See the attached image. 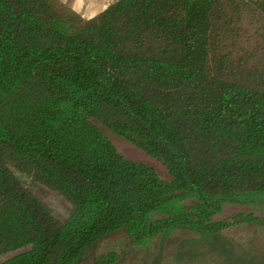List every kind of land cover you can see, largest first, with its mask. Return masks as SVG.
Segmentation results:
<instances>
[{
	"label": "trees",
	"instance_id": "1",
	"mask_svg": "<svg viewBox=\"0 0 264 264\" xmlns=\"http://www.w3.org/2000/svg\"><path fill=\"white\" fill-rule=\"evenodd\" d=\"M262 199L264 0H114L90 18L0 0V264H80L117 231L210 243L258 219L226 205Z\"/></svg>",
	"mask_w": 264,
	"mask_h": 264
},
{
	"label": "rangeland",
	"instance_id": "2",
	"mask_svg": "<svg viewBox=\"0 0 264 264\" xmlns=\"http://www.w3.org/2000/svg\"><path fill=\"white\" fill-rule=\"evenodd\" d=\"M103 129L123 155L153 166L163 178L169 177L159 161L112 131ZM16 173L24 182H30L27 175ZM46 201L57 213L67 214V205L61 197L48 195ZM225 207L219 215L221 218L245 213L258 219L233 226L222 231V235L214 234L210 243L200 241L194 233L176 230L169 237L157 238L150 246L138 247L130 244L123 231H117L89 248L80 264H91L97 255L110 251L122 255L116 264H264V200L254 206L233 204ZM211 246L215 249L210 250Z\"/></svg>",
	"mask_w": 264,
	"mask_h": 264
},
{
	"label": "crops",
	"instance_id": "3",
	"mask_svg": "<svg viewBox=\"0 0 264 264\" xmlns=\"http://www.w3.org/2000/svg\"><path fill=\"white\" fill-rule=\"evenodd\" d=\"M69 3L76 11L85 18L97 15L107 8L114 0H62Z\"/></svg>",
	"mask_w": 264,
	"mask_h": 264
}]
</instances>
